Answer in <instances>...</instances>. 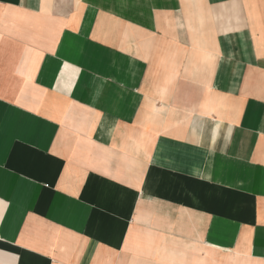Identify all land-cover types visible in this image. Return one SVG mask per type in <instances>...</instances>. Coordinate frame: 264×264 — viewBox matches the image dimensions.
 Wrapping results in <instances>:
<instances>
[{
  "label": "crops",
  "instance_id": "crops-1",
  "mask_svg": "<svg viewBox=\"0 0 264 264\" xmlns=\"http://www.w3.org/2000/svg\"><path fill=\"white\" fill-rule=\"evenodd\" d=\"M0 264H264V0H0Z\"/></svg>",
  "mask_w": 264,
  "mask_h": 264
}]
</instances>
